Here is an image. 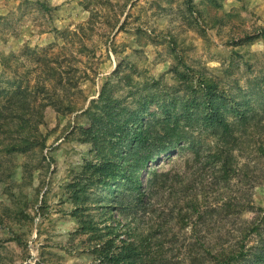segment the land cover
Segmentation results:
<instances>
[{
	"label": "rangeland",
	"instance_id": "rangeland-1",
	"mask_svg": "<svg viewBox=\"0 0 264 264\" xmlns=\"http://www.w3.org/2000/svg\"><path fill=\"white\" fill-rule=\"evenodd\" d=\"M262 34L264 0H0V264H106L105 242L121 251L150 232L131 198L113 210L73 201L69 184L93 159L85 111L107 82L126 105L181 100L187 71L236 92L264 75ZM177 151L142 170L144 192ZM253 200L264 208L263 186ZM173 228L164 258L188 264L189 233Z\"/></svg>",
	"mask_w": 264,
	"mask_h": 264
},
{
	"label": "trees",
	"instance_id": "trees-1",
	"mask_svg": "<svg viewBox=\"0 0 264 264\" xmlns=\"http://www.w3.org/2000/svg\"><path fill=\"white\" fill-rule=\"evenodd\" d=\"M190 75H180L189 91L181 100L143 97L126 105L107 82L85 111L91 124L82 132L93 159L69 184L73 201L86 210L97 197L113 210L126 209L131 198L141 214L152 215L150 232L126 239L121 251L105 242L106 264H168V242L179 238L175 225L189 233L188 264H264V208L253 200V189L264 187V75L236 92ZM179 149L187 151L179 164L154 171L144 192L142 170Z\"/></svg>",
	"mask_w": 264,
	"mask_h": 264
}]
</instances>
